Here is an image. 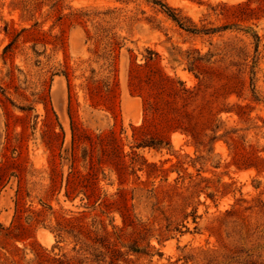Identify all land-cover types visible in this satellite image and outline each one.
<instances>
[{"label": "rangeland", "instance_id": "obj_1", "mask_svg": "<svg viewBox=\"0 0 264 264\" xmlns=\"http://www.w3.org/2000/svg\"><path fill=\"white\" fill-rule=\"evenodd\" d=\"M0 264H264V0H0Z\"/></svg>", "mask_w": 264, "mask_h": 264}]
</instances>
